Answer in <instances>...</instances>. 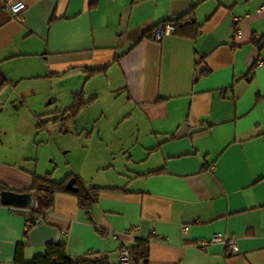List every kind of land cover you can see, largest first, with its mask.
<instances>
[{
  "label": "crops",
  "instance_id": "0c3cea01",
  "mask_svg": "<svg viewBox=\"0 0 264 264\" xmlns=\"http://www.w3.org/2000/svg\"><path fill=\"white\" fill-rule=\"evenodd\" d=\"M7 1L0 0V182L18 191L32 172L50 171L102 188L89 212L74 194L56 192L47 222L28 229L31 206L0 201V264H21L50 241H64L71 255L107 253L118 264L119 248L144 238L147 264H264V0H21L16 15ZM187 12L194 36L185 26L150 37L154 25ZM41 80L58 88L19 89ZM78 90L93 102L111 99L118 120H131L138 134L137 153L130 149L105 183L69 161L60 169L40 164L33 136L16 135L14 111L5 109L10 100L37 98L32 112L36 123L47 119L42 129L62 122L52 119L55 110ZM56 101L61 106L51 109ZM87 105L74 118L81 129ZM216 232L235 235L238 252L209 242Z\"/></svg>",
  "mask_w": 264,
  "mask_h": 264
},
{
  "label": "rangeland",
  "instance_id": "374dc122",
  "mask_svg": "<svg viewBox=\"0 0 264 264\" xmlns=\"http://www.w3.org/2000/svg\"><path fill=\"white\" fill-rule=\"evenodd\" d=\"M42 81L38 82V86L34 85V81L28 82L25 86H20L19 89L22 87V90L27 91V89L33 88L47 93L50 90L56 91L58 88L54 87L50 81ZM92 102H89L82 109L86 115L83 122L85 121L87 124L84 129L75 124L74 118L77 116L71 120H66L64 123L48 121L42 129L37 128L35 126L36 116L32 112L37 103V98H28L27 102L20 98L10 100L5 109L7 112L9 109L14 111L13 127H15L16 135H25L27 130L28 135L33 136L30 142V151L38 157L40 164L51 160L54 165L57 163V168L60 169L70 163L87 178L93 177L92 182L105 183L107 181H105L104 175L117 177L122 171V166L130 149L135 154L137 153L138 146H134L133 143L138 134L131 126L132 124H128L131 123L129 122L131 120L124 122L118 120L114 114L111 99L103 97ZM55 105L61 106V103L56 101L55 104L52 103L48 106L52 109ZM48 115H41V118ZM61 128H63L62 131ZM98 128H101L100 134ZM88 132L89 136L87 135ZM61 145L64 147L63 150L59 149ZM98 164H104L107 168L98 169Z\"/></svg>",
  "mask_w": 264,
  "mask_h": 264
},
{
  "label": "trees",
  "instance_id": "16d2710c",
  "mask_svg": "<svg viewBox=\"0 0 264 264\" xmlns=\"http://www.w3.org/2000/svg\"><path fill=\"white\" fill-rule=\"evenodd\" d=\"M189 15V20L178 24L175 33L182 27L187 26L188 35L194 36L197 32L198 26L193 21L192 16L187 12L182 15L174 16L177 21ZM164 21V20H163ZM254 42V41H253ZM256 61L249 67L248 74L252 75L253 68ZM6 85V77L0 70V90ZM83 90L73 92L72 102L61 108L56 109L57 115L52 119H60L64 123L68 119L76 116L81 108L87 103L91 102L93 96L85 97ZM47 119H41L36 123V127L41 128L43 122ZM157 169L155 171H159ZM74 177L72 185H67L68 179ZM75 187V188H74ZM102 187L97 185L87 186L84 181L75 173H70L62 179H54L52 173L46 172L44 174L31 173V182L25 189L18 190L20 192H31L34 195V203L29 208L27 214L32 220L37 215H46V211L51 207L53 195L56 192H69L76 196L79 207L84 208L87 212L90 211L94 201H96ZM7 190L8 188L0 182V190ZM28 229V228H27ZM22 243L17 245V252L20 251ZM129 253L128 264H147L149 256V240L148 238L139 239L136 243L126 246ZM21 264H113L109 259L107 253L88 251L80 255H71L66 252V245L64 241H50L45 243L42 252L34 255L29 260H21ZM120 264V263H118Z\"/></svg>",
  "mask_w": 264,
  "mask_h": 264
},
{
  "label": "built area",
  "instance_id": "2783aa9c",
  "mask_svg": "<svg viewBox=\"0 0 264 264\" xmlns=\"http://www.w3.org/2000/svg\"><path fill=\"white\" fill-rule=\"evenodd\" d=\"M8 8L10 13L13 15L19 14L21 10L25 8V3L21 0L12 2L11 0L7 1ZM261 7H264V3H262ZM190 16L186 15L183 19L177 21L174 19V16H170L164 21H161L154 25L150 31V37L155 41H160L164 36H170L175 34V30L178 24L183 21L189 20ZM238 31L233 26V32ZM47 222L46 215H37L32 220L30 217H26L25 227H30L33 224ZM209 242H220L223 245L227 246L230 254H236L238 252V239L235 235H227L222 232H216L211 235ZM208 241H201V246L205 247ZM118 259L120 264H128L129 263V253L126 247H121L118 250Z\"/></svg>",
  "mask_w": 264,
  "mask_h": 264
},
{
  "label": "water",
  "instance_id": "95a60500",
  "mask_svg": "<svg viewBox=\"0 0 264 264\" xmlns=\"http://www.w3.org/2000/svg\"><path fill=\"white\" fill-rule=\"evenodd\" d=\"M74 180V177H71L66 184L68 186L72 185ZM0 201L4 204H11L13 206L29 207L34 203V196L31 192H18L4 189L0 191Z\"/></svg>",
  "mask_w": 264,
  "mask_h": 264
}]
</instances>
